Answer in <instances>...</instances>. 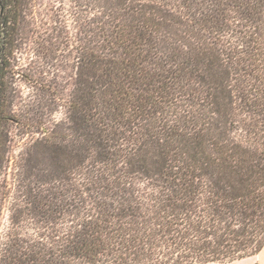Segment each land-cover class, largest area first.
Masks as SVG:
<instances>
[{
  "label": "trees",
  "instance_id": "16d2710c",
  "mask_svg": "<svg viewBox=\"0 0 264 264\" xmlns=\"http://www.w3.org/2000/svg\"><path fill=\"white\" fill-rule=\"evenodd\" d=\"M70 1L84 17L67 96H56L55 77L33 80L39 100L64 108L48 124L39 100L13 111L6 77L24 3L0 0V175L7 125L39 132L0 228V264H230L257 254L264 0Z\"/></svg>",
  "mask_w": 264,
  "mask_h": 264
},
{
  "label": "rangeland",
  "instance_id": "374dc122",
  "mask_svg": "<svg viewBox=\"0 0 264 264\" xmlns=\"http://www.w3.org/2000/svg\"><path fill=\"white\" fill-rule=\"evenodd\" d=\"M155 1L167 4V0ZM23 3L24 17L17 45L9 59L11 65L8 70L12 71L6 77L9 89L13 91L12 108L15 113L24 112L39 100L38 85L33 80L42 79L45 82L55 77V83L59 87L56 88V96L60 100L67 96L74 64L77 28L84 17L83 11L74 9L70 0H23ZM48 100L49 95L39 100L41 105L46 103L47 106L46 123L64 120V108L59 102ZM7 130L8 153L0 175V228L8 224V208L17 191L24 152L39 134L25 131L13 124H8ZM230 264H257V261L254 257H246Z\"/></svg>",
  "mask_w": 264,
  "mask_h": 264
},
{
  "label": "flooded vegetation",
  "instance_id": "af4514ba",
  "mask_svg": "<svg viewBox=\"0 0 264 264\" xmlns=\"http://www.w3.org/2000/svg\"><path fill=\"white\" fill-rule=\"evenodd\" d=\"M7 40L6 38L4 39V36L0 35V73H1V63L3 59V54L6 53V45H7Z\"/></svg>",
  "mask_w": 264,
  "mask_h": 264
},
{
  "label": "crops",
  "instance_id": "0c3cea01",
  "mask_svg": "<svg viewBox=\"0 0 264 264\" xmlns=\"http://www.w3.org/2000/svg\"><path fill=\"white\" fill-rule=\"evenodd\" d=\"M248 257H254V259L257 261V264H264V246L262 247V249L257 254H255L253 256H248ZM244 258H246V257H244ZM239 260H241V259H239Z\"/></svg>",
  "mask_w": 264,
  "mask_h": 264
}]
</instances>
